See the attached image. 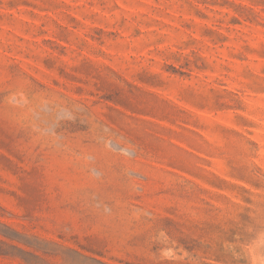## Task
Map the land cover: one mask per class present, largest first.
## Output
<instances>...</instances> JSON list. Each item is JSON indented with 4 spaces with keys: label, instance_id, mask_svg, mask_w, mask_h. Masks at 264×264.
<instances>
[{
    "label": "rangeland",
    "instance_id": "rangeland-1",
    "mask_svg": "<svg viewBox=\"0 0 264 264\" xmlns=\"http://www.w3.org/2000/svg\"><path fill=\"white\" fill-rule=\"evenodd\" d=\"M0 264H264V0H0Z\"/></svg>",
    "mask_w": 264,
    "mask_h": 264
}]
</instances>
